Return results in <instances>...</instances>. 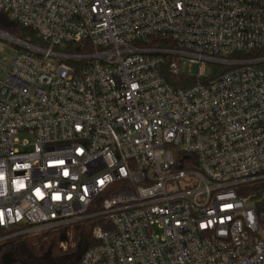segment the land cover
I'll use <instances>...</instances> for the list:
<instances>
[{
    "label": "built area",
    "instance_id": "2783aa9c",
    "mask_svg": "<svg viewBox=\"0 0 264 264\" xmlns=\"http://www.w3.org/2000/svg\"><path fill=\"white\" fill-rule=\"evenodd\" d=\"M0 16L42 42L0 28L17 46L0 228H20L0 243L83 226L81 264H264V0H0Z\"/></svg>",
    "mask_w": 264,
    "mask_h": 264
},
{
    "label": "trees",
    "instance_id": "16d2710c",
    "mask_svg": "<svg viewBox=\"0 0 264 264\" xmlns=\"http://www.w3.org/2000/svg\"><path fill=\"white\" fill-rule=\"evenodd\" d=\"M13 28L14 35L20 39L35 45L42 44L31 30L17 24H14ZM24 228L26 226L22 227ZM17 230L20 228L10 231L0 228V236ZM90 240L91 236L84 233L83 226H66L36 234H23L15 241L0 243V264H44L47 260L53 262L49 264H81L83 253L93 244ZM63 243L70 245L66 251L61 248ZM22 251L25 253L24 257ZM25 257H30V261Z\"/></svg>",
    "mask_w": 264,
    "mask_h": 264
},
{
    "label": "rangeland",
    "instance_id": "374dc122",
    "mask_svg": "<svg viewBox=\"0 0 264 264\" xmlns=\"http://www.w3.org/2000/svg\"><path fill=\"white\" fill-rule=\"evenodd\" d=\"M13 23L9 22L8 19L5 16H0V28L4 29L5 32L9 33V34H14L13 33ZM17 52V46H15L13 44L12 41L10 40H2L0 39V81L4 80L10 65L12 63V59L14 57V55ZM188 71L192 74H196L198 69L195 66H188ZM18 242V240L16 241V243ZM20 243V242H19ZM18 246V245H17ZM70 247V245L68 246V248ZM73 248V246H72ZM21 249V248H19ZM22 255L24 257L25 253L22 251ZM30 257H25V259H27L28 261H30L29 259ZM51 261L47 260L44 264H49ZM53 263V262H51Z\"/></svg>",
    "mask_w": 264,
    "mask_h": 264
}]
</instances>
